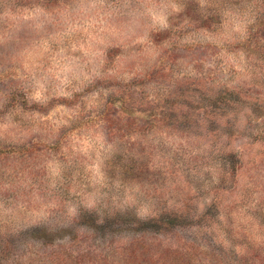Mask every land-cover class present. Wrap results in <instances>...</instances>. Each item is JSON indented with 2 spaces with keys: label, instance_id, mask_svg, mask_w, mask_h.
<instances>
[{
  "label": "rangeland",
  "instance_id": "374dc122",
  "mask_svg": "<svg viewBox=\"0 0 264 264\" xmlns=\"http://www.w3.org/2000/svg\"><path fill=\"white\" fill-rule=\"evenodd\" d=\"M126 7L0 0V264H264V0Z\"/></svg>",
  "mask_w": 264,
  "mask_h": 264
},
{
  "label": "clouds",
  "instance_id": "9594fccd",
  "mask_svg": "<svg viewBox=\"0 0 264 264\" xmlns=\"http://www.w3.org/2000/svg\"><path fill=\"white\" fill-rule=\"evenodd\" d=\"M141 6V0H127V7L125 8V12H130L132 11V9L140 7ZM154 37L157 39H162L163 38V34H154ZM189 86L185 85L183 86V88L181 89L186 90ZM192 91H196L195 88L192 89ZM169 115L172 117V119H170L168 121L169 124H173V121L175 120V113H169ZM176 128H185V127H189V125L186 122H180L177 124L173 125ZM141 151H144L143 147H141L140 149ZM134 177L143 181L146 180L148 178V176L150 175L147 171H143V172H136L133 173ZM151 175H155V173H152ZM154 182V181H152ZM152 203H153V207L154 209H163L165 207V202L159 197V196H154L152 199ZM135 209L130 210V213H134ZM89 218L90 217H82L81 219V223H87L89 222ZM170 219H175V217H169ZM27 235V233H23V234H14L9 236V240L11 241L12 244V252L14 253L19 241L22 240L24 238V236ZM3 256H0V259H3Z\"/></svg>",
  "mask_w": 264,
  "mask_h": 264
}]
</instances>
